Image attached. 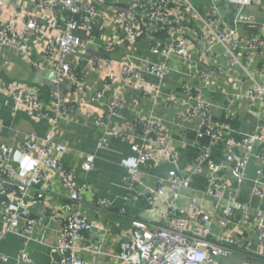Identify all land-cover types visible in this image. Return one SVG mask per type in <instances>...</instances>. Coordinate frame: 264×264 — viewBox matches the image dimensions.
I'll return each instance as SVG.
<instances>
[{"label": "built area", "instance_id": "2783aa9c", "mask_svg": "<svg viewBox=\"0 0 264 264\" xmlns=\"http://www.w3.org/2000/svg\"><path fill=\"white\" fill-rule=\"evenodd\" d=\"M238 3V14L229 23L216 1L209 12L202 13L194 0H0V11H8V15L0 16V50L27 57L30 42L42 47L44 64L37 68L49 73L50 84L58 92L64 84L78 92L85 90L82 80L86 77L80 71L85 63L100 74L106 86L91 100L98 102L105 92L111 93L106 116L97 117L94 122L98 130H103L97 148L104 150L108 147V136L122 137L108 131L107 121L119 116L127 104L115 93L114 86L136 85L145 77H153L159 85L153 89L145 86L143 92L159 95L172 71L170 61L178 58L192 64L188 57L191 51L230 76L233 91L228 95V109H236L246 102L250 110H257L258 118L264 115V21L244 13L249 5H264L261 0H238ZM240 24L246 26L250 35L240 30ZM187 29L193 31L191 37L185 32ZM141 43H148L149 52L157 61L143 59L137 50ZM124 44H129L131 50L116 62L113 56ZM222 58L227 59L225 67ZM193 64L201 85L197 90L182 86L184 97L179 102L186 108L188 118L199 119L202 126L208 127L212 140L218 141L221 129L211 120L213 104L200 95L215 73L200 72L197 62ZM58 92L46 108L36 90L20 87L13 94L14 110L25 111L34 120H46L49 130L43 138L27 135L15 147L0 145V220L6 225V233L18 234L27 242L32 240L30 233L44 231L46 226L42 218L26 216L47 199L51 181L58 177L65 196L60 204L57 243L51 247L56 255L53 264H87L78 255L79 243L95 227L84 214V187L73 169L63 162L70 148L55 138L59 124L72 119L75 107ZM136 126L138 133L134 138L139 142L132 144V154L121 161L126 170L123 181L136 201L145 199L149 205L156 206L164 200L167 207L162 215L164 225L133 218L132 233L121 245L119 255L99 254L116 257L119 264H220L223 260L219 259L245 252L232 235L222 231L244 226L256 235L258 246H264V209L239 200L240 189L246 184L251 186L253 197L264 200V155L254 153L264 143V121L241 139L225 140L224 162L211 161V149L201 147L196 164L169 172L149 192L138 188L141 167L159 166L157 154L178 167L180 155L169 148V138L159 120L138 115ZM2 129L4 126L0 123ZM234 149L244 155L239 157ZM253 159L260 170L258 177L251 180L248 169ZM204 163H208L210 171L207 195L216 200L215 209L222 215L219 220L204 213L203 199L198 195L192 198L187 210L180 206V191L192 189V179L202 173ZM95 168V154H86L82 170L91 173ZM227 169L237 187L234 190L218 176ZM98 206L104 210L110 204L100 200ZM192 215H198L199 219L189 228L186 220ZM19 259L30 262L26 251Z\"/></svg>", "mask_w": 264, "mask_h": 264}, {"label": "crops", "instance_id": "0c3cea01", "mask_svg": "<svg viewBox=\"0 0 264 264\" xmlns=\"http://www.w3.org/2000/svg\"><path fill=\"white\" fill-rule=\"evenodd\" d=\"M194 1L202 13L209 12L213 1H216V5L220 7L225 20L229 23L234 21L239 11L238 0L235 2L231 0ZM261 1L264 5V0ZM244 13L264 21V7L252 4L244 8ZM1 15H8L7 9L1 10ZM239 28L250 35L245 25L240 24ZM185 32L190 37L193 35L190 29ZM130 50L129 44H124L114 54L113 59L119 62L121 57ZM137 50L145 61H157V58L150 54L148 43L139 44ZM42 53V47H37L33 42H30V55L27 57L16 56L9 50H0V123L4 126V129L0 131V145L15 147L23 142L27 135L34 134L38 138H43L48 133L49 123L46 120H34L25 111H15L13 101V94L20 87L38 91L44 108L53 101L52 96L58 91L48 85L49 73L37 68V65L44 64ZM188 57L192 64L178 58L170 61L172 71L159 95L153 93L144 95L145 86L153 89L159 85L153 77H145V80L136 85L119 83L114 86L115 93L127 104L126 108L120 111L119 116L107 121L108 131L122 137L108 136V147L104 150L97 148L99 139L103 136V130H98L94 122L97 117L106 116L108 104L111 102V93L105 92L98 102L91 100L95 93L104 90L106 84L103 77L92 71L85 63L80 70L86 77L82 80L85 90L78 92L66 84L59 89L58 93L74 105L75 111L69 122L59 124L55 138L57 142L70 148L68 154L63 156V162L66 167L73 169L78 182L84 187L82 190L84 214L88 222L95 227L94 230L85 233L79 243L81 250L78 255L87 264H119L116 257H104L99 252L111 253L112 256L119 255L121 245L128 241V236L132 233L133 218L145 220L157 226L164 225L162 215L167 209L164 200L158 201L156 206L149 205L145 199L136 201L134 193L123 181L126 170L121 166V161L132 154V144L139 142L134 138L138 133L136 126L138 115L159 120L169 138V148L180 155L178 167L167 162L160 154H157L159 166L141 167L138 188L145 192L155 189L158 180L166 178L169 172L178 168L183 170L187 166L196 164L201 147L211 149V161L224 162L227 155L225 140L241 139L242 136L255 131L258 123L264 121V115L258 118L257 110H250L246 102H242L236 109H228V95L232 93L233 88L227 72L211 66L206 58H201L199 53L194 51H191ZM195 61L200 72L217 73L211 74L207 88L201 90L200 95L204 101L213 104L211 120L221 129L218 141L212 140L207 133L208 127L202 126L199 119H189L186 108L179 102V99L184 97L182 86L197 90L201 85L199 75L196 76L194 72ZM221 63L225 67L227 59L222 58ZM234 152L239 157L244 155L239 149H234ZM254 153L255 156L264 155V143L259 145ZM86 154L96 156V168L91 173H85L82 170ZM259 170L260 165L256 159L251 160L248 178L256 179ZM209 176V165L204 163L202 173L192 179V189L180 191V206L187 210L192 198L198 195L203 199L204 213L212 214L219 220L222 215L215 209L216 200L207 195ZM218 176L227 181L232 190L237 188L228 169ZM251 189L248 184L243 186L240 189L239 200L250 201L264 209V200L253 197ZM47 196V199L31 209L29 213V216L33 217L30 219L42 218L46 228L44 231L36 230L35 233H30L32 240L29 242L18 234L6 233V225L0 220V264H53L56 255L52 253L51 247L57 243L61 216L60 204L65 196V190L58 177H54L51 181ZM100 200L109 201V208L100 209L98 206ZM198 219V215L190 216L186 220L188 227H194ZM222 233L232 235L247 255L257 256L260 260H255V263L264 264V246H258L256 235L249 228L232 227ZM23 251L28 254L29 263L20 261L19 257ZM235 257L242 260L243 264H252L246 255ZM246 259L248 261H245ZM220 264L228 263L223 261ZM231 264L235 262L232 261Z\"/></svg>", "mask_w": 264, "mask_h": 264}, {"label": "rangeland", "instance_id": "374dc122", "mask_svg": "<svg viewBox=\"0 0 264 264\" xmlns=\"http://www.w3.org/2000/svg\"><path fill=\"white\" fill-rule=\"evenodd\" d=\"M219 260H223V261H225L226 263H228V264H231V262L232 261H234L235 262V264H243V261L242 260H238V258H236V257H230V258H225V259H219ZM237 260V261H236ZM244 260V259H243ZM245 261H248V259H246ZM256 261H252V264L254 263V264H257V263H255Z\"/></svg>", "mask_w": 264, "mask_h": 264}, {"label": "trees", "instance_id": "16d2710c", "mask_svg": "<svg viewBox=\"0 0 264 264\" xmlns=\"http://www.w3.org/2000/svg\"><path fill=\"white\" fill-rule=\"evenodd\" d=\"M239 255H242V256H245L246 255L251 261L260 260L259 258L252 257L251 255H247L245 252H243L242 254H239Z\"/></svg>", "mask_w": 264, "mask_h": 264}, {"label": "water", "instance_id": "95a60500", "mask_svg": "<svg viewBox=\"0 0 264 264\" xmlns=\"http://www.w3.org/2000/svg\"><path fill=\"white\" fill-rule=\"evenodd\" d=\"M229 7V6H228ZM47 82H49L48 83V85L51 87V88H53L54 89V86H52L51 84H50V81H49V79H48V81ZM26 217H28V218H33V217H31V216H29V215H27Z\"/></svg>", "mask_w": 264, "mask_h": 264}]
</instances>
